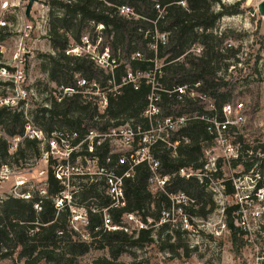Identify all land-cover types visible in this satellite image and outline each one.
<instances>
[{
	"label": "trees",
	"instance_id": "obj_1",
	"mask_svg": "<svg viewBox=\"0 0 264 264\" xmlns=\"http://www.w3.org/2000/svg\"><path fill=\"white\" fill-rule=\"evenodd\" d=\"M242 1L244 0L228 6L222 4V9L215 11L214 5L220 4L221 0H48L52 7L49 38L56 54H47L48 65L45 69L49 78L58 84H71L76 72L90 78H103V72L93 61L66 52L72 41L80 42L86 30L90 31L93 39H96L98 35L96 26L101 23L104 25L101 31L103 37L101 50L108 47L113 56L124 62L119 69V79L128 69L134 72L138 70L143 73L154 72L155 62L152 59L157 58L159 62L161 60L163 62L156 70L155 77L163 88L173 89L185 83L200 82L199 90L206 95L205 98L178 102L175 93L161 91L160 104L163 115L192 116L195 112L208 113L210 111H206L205 108L212 104L214 110L216 109L219 116H222L223 105L235 101L234 92L237 85L219 76L218 72L225 69L226 73L229 68L230 64L225 59L235 58L239 61L237 58L239 50L230 49L222 52L220 48L225 36H219L212 30L224 15L242 13L244 11L241 7ZM156 4L165 9L164 17L158 18ZM122 5L133 8L139 17L128 18L121 15L118 7ZM2 30L4 29H0V35L4 39ZM157 32L167 33V43L165 45L157 43L156 48H153L151 45L155 42ZM195 43L204 46L203 54L184 55ZM137 52L143 55V59L132 58ZM1 58L0 53V66ZM1 84L0 81V87ZM39 89L43 93L42 89ZM150 91L151 85L146 82V78L140 79L138 89L133 84L124 85L121 93L110 99L109 120L102 127L107 128L131 118L146 126L147 120L142 117V113L148 104ZM49 100L48 106L30 107L27 110L33 122L46 133L55 131V127L80 128L83 119H87L86 126L100 127L92 121L94 110L78 105L75 100L58 103L53 96ZM258 101L257 98L255 102ZM110 119L117 121L112 123ZM26 122L24 108L0 107V128L7 135H24ZM177 135L189 138L188 143L180 145L178 157H172L169 150L162 146L154 151L165 174L172 175L182 167H201L204 150L211 146L213 138L208 130V124L204 120L194 118L189 119L174 134V138ZM28 148L40 156V144L36 139L25 138L11 154L8 142L0 138V169L4 164L11 166V160L18 163L21 157H25ZM107 151L104 150V153ZM54 164L55 159L51 158L47 177L48 193L40 211L34 208L36 200L28 201L13 196L0 199V250L4 257H13L17 254L25 264H74V258L87 253L93 242L97 243L98 247L108 248L110 257L97 258L92 264H118L121 255L133 247H147L162 240L163 236L165 245L173 246L174 244L170 242L172 238L180 245L182 236H187V232L177 230L171 233L168 224L161 225L157 231L149 228L138 232L134 230L132 233L124 230L95 232V227L102 225V219L98 215L91 216L90 236L82 237L76 234L70 224L69 211L65 209L58 212L55 206L58 184L53 170ZM149 174L147 166L141 164L136 169L135 177L126 180L127 206L122 210H112L115 223H122L124 212L139 213L145 222L148 221V217L155 221L160 220L162 209L169 205V198L165 194H152L148 188ZM168 190L185 191L196 197L201 206L196 211L192 210L194 215L207 217L216 207L212 194L196 178L175 176L171 179ZM228 191H232L230 186ZM89 196L100 197L102 203L108 201L106 196L94 187L84 193L85 198ZM236 207H227L226 222L231 232L233 251L240 253L246 241L243 238L244 231L236 225V220L232 217V211ZM89 237L92 238V242L87 240ZM61 240L65 242L64 246H59ZM184 245L188 248L187 244Z\"/></svg>",
	"mask_w": 264,
	"mask_h": 264
},
{
	"label": "built area",
	"instance_id": "obj_2",
	"mask_svg": "<svg viewBox=\"0 0 264 264\" xmlns=\"http://www.w3.org/2000/svg\"><path fill=\"white\" fill-rule=\"evenodd\" d=\"M240 1V0H237ZM29 0H5L0 5V29H7L13 24L6 19V13H13L12 9L22 7L23 24L22 35L18 51L13 55H6V47L0 35V107H21L25 110L26 125L22 136H9L0 128V138H4L9 145V152L14 153L25 138L36 139L40 144L39 160L49 164L51 158L55 159L53 167L55 179L58 184V192L55 194V206L58 212L68 210L70 224L76 234L82 237L90 236L89 226L91 216L98 215L102 219V225L95 227V232L124 230L132 233L141 229L153 228L157 231L161 225L168 224L170 231L198 232L199 229L208 230L212 225L210 212L207 217L194 215L192 210H198L201 206L198 199L185 191H169L168 186L175 176L190 179L196 178L204 184L206 190L212 194L218 210L217 217L221 221L226 220L227 207L237 206L232 211V217L244 225L250 216V207L254 203L264 205V144L262 140L248 139V134L242 132L248 119V105L241 99L227 102L222 107V116L211 107L205 108L208 113L195 112L189 115H163L161 91L169 94L175 93L178 102L187 99L196 100L205 98L200 88V82L194 84L185 83L175 86L173 89H165L156 79V70L160 67L159 60L155 62V70L150 73L127 70V73L118 78L122 63L120 58L113 56L108 47L101 50L103 40L101 31L103 24L96 26L98 35L93 39L89 32L82 34L80 42H73L67 49V53L76 57L87 58L103 72V78H90L81 72L73 75L71 84H55L54 97L58 103L66 100H75L78 105L86 106L94 110L92 121L99 124L98 127L86 126L87 119H83L80 128L55 127L50 134L38 127L28 114L27 110L32 104L43 103V93L29 80L27 65V51L24 40L29 32L34 29L36 5H46L47 0L35 2L31 18L26 16V7ZM185 5V2H183ZM119 13L128 18L139 17L133 8L122 5ZM159 11L158 18L164 17L165 9L156 4ZM254 15V14H253ZM240 14L223 16L219 19L223 28L215 27L212 31L219 36H225L221 45V51L238 49L237 45L226 27H235ZM218 21V22H219ZM225 27V28H224ZM157 43H167V33L157 32L155 42L151 45L156 48ZM239 50V49H238ZM204 46L193 44L184 54L201 56ZM181 56L182 57H184ZM133 59H143L140 52L132 56ZM235 58L225 59L230 65L231 72L236 68V63L241 64V54ZM151 60V59H150ZM127 66V64H126ZM218 72L219 76L226 80V73ZM146 78L151 85L148 95V104L142 113L147 120L143 126L133 118L119 124L103 128L108 121V107L111 98L121 93L126 84H133L136 89L140 85V79ZM48 106V104H45ZM201 119L208 124V130L213 136L211 146L206 148L201 158L202 166L182 167L172 175L165 174L161 170V162L155 156L154 151L162 146L169 150L172 157H178L181 144L189 142L184 135L174 134L181 129L189 119ZM112 123L117 120L110 119ZM263 125V123H261ZM246 138V140H245ZM104 150H108L104 153ZM145 165L149 169L148 188L154 195L165 194L169 198V205L161 211V218L155 221L148 217L145 222L139 213L124 212L122 223L114 222L112 210H122L127 206L125 194L126 180L134 178L139 165ZM241 167V170H235ZM231 172V174H229ZM15 171L8 164L0 169V182H6L13 177ZM45 174L46 171H42ZM228 186L232 191H228ZM96 188L108 199L102 203L100 197H84V193ZM47 181L42 185L19 176L7 196L36 200L34 208L42 209L43 201L47 197ZM36 197V198H35ZM230 200L234 203L230 204ZM214 213V210H213ZM201 217V219H198ZM133 224V227L129 226ZM226 223L218 226L217 230L225 229ZM240 227V226H239ZM241 228V227H240ZM242 229V228H241ZM243 230V229H242ZM244 231V230H243ZM61 232V231H60ZM245 233V231H244ZM262 264V263H261Z\"/></svg>",
	"mask_w": 264,
	"mask_h": 264
},
{
	"label": "rangeland",
	"instance_id": "obj_3",
	"mask_svg": "<svg viewBox=\"0 0 264 264\" xmlns=\"http://www.w3.org/2000/svg\"><path fill=\"white\" fill-rule=\"evenodd\" d=\"M5 0H0V5ZM10 2L14 0H8ZM263 0H244L241 7L243 12L236 20L235 27H226L229 30L227 37H233L241 57V64L236 63L233 71H226L228 80L235 82L237 88L234 92L235 100L241 99L248 105V119L242 130L243 134H248V139L254 141L262 140L264 144V14L259 6ZM237 0H221V3L214 5V10L222 9L221 5H231ZM34 29L29 32V36L24 40L27 57V71L30 82L39 86L43 92V103L32 104L31 107L39 108L45 104H50V98L54 97L55 81L49 78L45 67L48 65L47 54H56L49 38L50 19L52 7L46 2L45 6L36 5ZM13 13L4 15L13 24L2 30L3 42L6 47V55L11 56L18 51L22 35L23 9L17 7L12 9ZM1 14V12H0ZM254 14V15H253ZM231 16V15H224ZM222 18V17H221ZM221 20V19H220ZM219 29L223 28L222 22L216 24ZM225 28V27H224ZM85 32H90L86 30ZM122 61V60H121ZM163 61H160V64ZM227 62V61H226ZM225 73V69H222ZM55 98V97H54ZM259 99L256 103V99ZM211 107L207 105L206 108ZM124 117H121L123 119ZM263 123V125H261ZM38 126V125H37ZM39 127V126H38ZM246 140V138H245ZM23 147H26L22 144ZM15 173L6 182H0V199L6 197L19 176L42 185L47 181L49 164L41 162L31 148L26 151L25 157H21L18 163L10 161ZM241 167L235 170H241ZM42 171H46L42 174ZM231 174V172H229ZM233 205V201H229ZM250 207V216L244 225L235 221L245 233L243 238L246 241L240 253L233 251L231 232L227 225L225 229L217 230L218 226L226 223L217 217L218 210L210 214L212 225L208 230L199 229L198 232H191L187 236H182L179 245L175 238L171 239L173 246L164 244L162 240L144 248L133 247L128 252L121 255L118 264H261L264 263V205L254 203ZM209 208V207H208ZM201 219V217H198ZM133 227V224H129ZM174 231V230H172ZM171 231V233H172ZM175 232H173L174 234ZM165 235V234H164ZM92 242V238H87ZM59 246H64L65 242L60 241ZM187 244L188 248L184 245ZM162 245L166 247H162ZM180 246V247H177ZM100 257H110L108 248L98 247L92 242L90 250L74 258V264H92ZM0 264H25L24 260L13 257H4L0 250Z\"/></svg>",
	"mask_w": 264,
	"mask_h": 264
},
{
	"label": "water",
	"instance_id": "obj_4",
	"mask_svg": "<svg viewBox=\"0 0 264 264\" xmlns=\"http://www.w3.org/2000/svg\"><path fill=\"white\" fill-rule=\"evenodd\" d=\"M36 1H38V0H29V2L27 4L26 16L29 18H31V11H32V8H33ZM259 8H260L261 12L264 14V0L260 3Z\"/></svg>",
	"mask_w": 264,
	"mask_h": 264
}]
</instances>
